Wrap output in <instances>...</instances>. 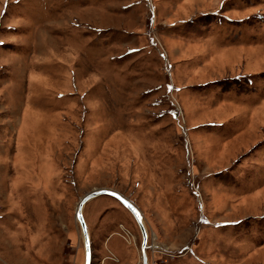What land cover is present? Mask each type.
<instances>
[{
    "label": "rangeland",
    "instance_id": "374dc122",
    "mask_svg": "<svg viewBox=\"0 0 264 264\" xmlns=\"http://www.w3.org/2000/svg\"><path fill=\"white\" fill-rule=\"evenodd\" d=\"M99 188L148 264H264V0H0V264H84Z\"/></svg>",
    "mask_w": 264,
    "mask_h": 264
},
{
    "label": "water",
    "instance_id": "95a60500",
    "mask_svg": "<svg viewBox=\"0 0 264 264\" xmlns=\"http://www.w3.org/2000/svg\"><path fill=\"white\" fill-rule=\"evenodd\" d=\"M100 195H109L114 197L133 215L142 233V242L140 246L142 264H148V259L146 254L147 231L142 222L141 213L139 209L136 207V205H134V203H132L129 199L124 197L121 193L110 188L93 189L87 192L85 195H83L77 204L76 217L81 226L83 242H84V251H85L84 264H90L91 262V248H90V237H89L86 221L83 217L82 209L86 202Z\"/></svg>",
    "mask_w": 264,
    "mask_h": 264
},
{
    "label": "bare ground",
    "instance_id": "6f19581e",
    "mask_svg": "<svg viewBox=\"0 0 264 264\" xmlns=\"http://www.w3.org/2000/svg\"><path fill=\"white\" fill-rule=\"evenodd\" d=\"M85 205V204H84ZM83 213V212H82Z\"/></svg>",
    "mask_w": 264,
    "mask_h": 264
}]
</instances>
